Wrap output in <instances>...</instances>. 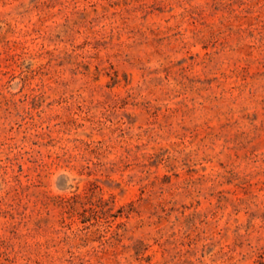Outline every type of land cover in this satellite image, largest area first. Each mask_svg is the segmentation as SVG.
Instances as JSON below:
<instances>
[{"label": "rangeland", "instance_id": "rangeland-1", "mask_svg": "<svg viewBox=\"0 0 264 264\" xmlns=\"http://www.w3.org/2000/svg\"><path fill=\"white\" fill-rule=\"evenodd\" d=\"M0 264H264V0H0Z\"/></svg>", "mask_w": 264, "mask_h": 264}]
</instances>
